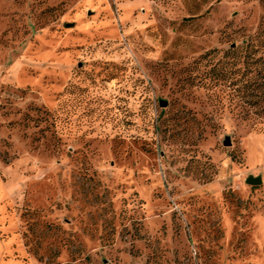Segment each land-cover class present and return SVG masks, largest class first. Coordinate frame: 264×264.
Wrapping results in <instances>:
<instances>
[{"label":"rangeland","instance_id":"374dc122","mask_svg":"<svg viewBox=\"0 0 264 264\" xmlns=\"http://www.w3.org/2000/svg\"><path fill=\"white\" fill-rule=\"evenodd\" d=\"M0 264H264V0H0Z\"/></svg>","mask_w":264,"mask_h":264},{"label":"water","instance_id":"95a60500","mask_svg":"<svg viewBox=\"0 0 264 264\" xmlns=\"http://www.w3.org/2000/svg\"><path fill=\"white\" fill-rule=\"evenodd\" d=\"M160 104L162 107H166L168 105V102L166 100H161ZM224 144L227 146L231 145L229 136H226ZM246 183L252 186H258L263 183V178L261 175L249 174L246 178Z\"/></svg>","mask_w":264,"mask_h":264},{"label":"trees","instance_id":"16d2710c","mask_svg":"<svg viewBox=\"0 0 264 264\" xmlns=\"http://www.w3.org/2000/svg\"><path fill=\"white\" fill-rule=\"evenodd\" d=\"M196 79V77H192V81H194Z\"/></svg>","mask_w":264,"mask_h":264}]
</instances>
